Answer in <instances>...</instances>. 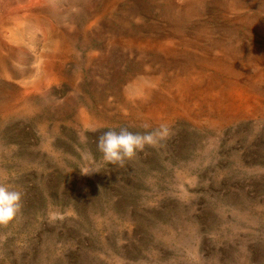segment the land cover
Segmentation results:
<instances>
[{
	"label": "rangeland",
	"instance_id": "1",
	"mask_svg": "<svg viewBox=\"0 0 264 264\" xmlns=\"http://www.w3.org/2000/svg\"><path fill=\"white\" fill-rule=\"evenodd\" d=\"M0 179V264H264V0H0Z\"/></svg>",
	"mask_w": 264,
	"mask_h": 264
},
{
	"label": "clouds",
	"instance_id": "2",
	"mask_svg": "<svg viewBox=\"0 0 264 264\" xmlns=\"http://www.w3.org/2000/svg\"><path fill=\"white\" fill-rule=\"evenodd\" d=\"M142 127L146 130L151 128L148 123ZM171 134L172 130L166 123L143 133L131 132L126 127L118 131L110 129L98 138L97 150L104 162L123 166L126 160H132L146 146H155ZM22 201V192L12 187L6 179H0V226H7L16 219L21 212Z\"/></svg>",
	"mask_w": 264,
	"mask_h": 264
}]
</instances>
